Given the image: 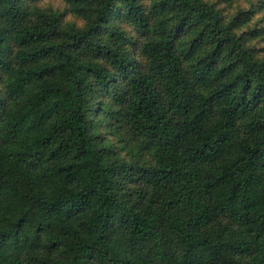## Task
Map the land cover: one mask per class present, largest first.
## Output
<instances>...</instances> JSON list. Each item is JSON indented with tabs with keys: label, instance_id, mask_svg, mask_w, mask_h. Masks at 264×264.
<instances>
[{
	"label": "trees",
	"instance_id": "1",
	"mask_svg": "<svg viewBox=\"0 0 264 264\" xmlns=\"http://www.w3.org/2000/svg\"><path fill=\"white\" fill-rule=\"evenodd\" d=\"M68 1L84 28L0 0V69L20 100L0 110V264H264V61L235 18L222 24L204 0H152L149 12L141 0ZM114 13L147 36L144 69L108 25ZM186 30V58L202 53L184 65L175 39ZM103 88L148 164L95 144ZM127 177L149 191L124 199Z\"/></svg>",
	"mask_w": 264,
	"mask_h": 264
},
{
	"label": "rangeland",
	"instance_id": "2",
	"mask_svg": "<svg viewBox=\"0 0 264 264\" xmlns=\"http://www.w3.org/2000/svg\"><path fill=\"white\" fill-rule=\"evenodd\" d=\"M152 0H141L142 6L149 12ZM214 6L220 15V22L227 24L235 18L234 31L242 39L246 49L261 61H264V0H204ZM27 8L29 17L35 18L37 12L54 14L60 20V25L65 29H81L88 22V17L76 11L68 0H21ZM109 26L117 25L127 35L126 40L122 41L121 47L132 54L135 64L144 69L146 66L145 58L139 54L137 47L147 36L139 32L134 25L128 24L121 13H114L107 18ZM194 32L186 30L178 34L175 39L176 50L182 58L184 65L202 50H196L192 57L186 58L187 48ZM204 48V47H203ZM15 46L8 41L7 55L13 58ZM93 59V57H90ZM12 68L14 62L11 63ZM12 71L0 69V110L6 112L13 110L20 100L8 99L5 92V82L11 76ZM118 89L123 88V81L118 80ZM34 83L30 84L24 96H26ZM122 92V91H120ZM123 93V92H122ZM94 107L90 116V132L94 136L95 144L105 147L104 153L107 159L120 158L126 161H134L148 164L150 154L144 139L133 134L128 126L122 121L120 114L122 103L117 104L108 88L99 90L93 99ZM139 190L149 191V186L140 178L127 177L123 180L119 194L124 199L136 198ZM226 222L225 219H222ZM29 262L28 264H31ZM33 264V263H32Z\"/></svg>",
	"mask_w": 264,
	"mask_h": 264
}]
</instances>
